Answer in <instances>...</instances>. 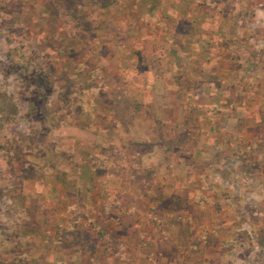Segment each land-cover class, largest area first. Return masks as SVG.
Instances as JSON below:
<instances>
[{"label":"crops","instance_id":"obj_1","mask_svg":"<svg viewBox=\"0 0 264 264\" xmlns=\"http://www.w3.org/2000/svg\"><path fill=\"white\" fill-rule=\"evenodd\" d=\"M214 1L26 0L35 21L42 3L33 52L74 67L93 102L39 121L27 105L2 127L0 264H175L196 236L227 258L246 227L256 242L264 0ZM57 15L75 43L50 44Z\"/></svg>","mask_w":264,"mask_h":264},{"label":"rangeland","instance_id":"obj_2","mask_svg":"<svg viewBox=\"0 0 264 264\" xmlns=\"http://www.w3.org/2000/svg\"><path fill=\"white\" fill-rule=\"evenodd\" d=\"M218 1H214L217 9L219 8ZM259 1L261 0H249L248 5H245L247 12L250 10L255 11L260 6V4H257ZM234 3V1L227 0L222 2L220 7L225 11H234ZM39 5L37 6L41 9L42 5ZM56 8L57 6L51 7L53 13H55ZM27 9L26 0H0V110H6L3 116L0 111V133L3 131L2 127L4 125L5 129L9 128L8 126L14 118V112L18 113V110H21V113H23L27 105L32 108L36 116L34 120L37 119L39 121L43 117L41 113L43 108L60 110V108L65 107L74 109L79 107L77 103L69 100V97L70 99L75 98L74 93L83 92L86 94L88 108L92 106L93 102L91 99L93 93L80 87L74 67L66 69L64 65L60 64L58 59L55 60L53 57L56 56L55 54L44 52L41 49L42 46H38V50L33 52L34 44H42L38 43L40 36L37 32L40 31L44 21L39 9L36 15L40 16V18L37 21L32 20L27 13ZM46 25L48 29L50 28L49 25L51 26L50 22L48 23L47 21ZM52 26V33H56L53 41L50 42L53 47L61 45L59 39H62L63 43L76 42L69 36L60 35L59 33L60 26L70 27L69 21L64 18L60 19L57 15V18L52 21ZM85 27L88 28L89 26ZM74 76H76V79ZM61 78H64L63 81H60ZM68 92L73 93V95H68ZM86 92L89 93L87 94ZM22 116L25 115L23 114ZM4 135L7 136V143L0 144V149L1 147L6 149L11 144V132L7 134L4 131ZM219 219L222 218H219L216 214L212 213L210 215L212 224L216 223L217 225ZM216 228L215 226L213 229L216 230ZM250 230V227H246V230H243L244 232L246 231L243 235V242L245 243L242 247L243 249L237 250V252L236 250L231 251L227 258H224V251L226 252L232 247L229 245L222 247L214 244L208 248V245L203 241L198 243L196 236L194 238L195 242L179 244L178 252H176L177 254L175 253L177 255L175 264H264V213L255 229L256 232L253 237L256 238L257 236V238L254 243L249 241L251 239ZM202 234L203 232L198 235L201 237ZM190 247L192 252L179 256L182 249H190ZM239 251L242 252L241 255H239ZM240 256H244L243 261L239 260ZM259 256L261 258L258 259ZM235 257L238 259L234 260Z\"/></svg>","mask_w":264,"mask_h":264},{"label":"trees","instance_id":"obj_3","mask_svg":"<svg viewBox=\"0 0 264 264\" xmlns=\"http://www.w3.org/2000/svg\"><path fill=\"white\" fill-rule=\"evenodd\" d=\"M74 94H75V98L70 99V97H69V100H70V101L72 100L73 102L77 103L78 105H80V106L83 107V108L87 107V105H88V104H87L88 101L86 100V97H85L86 94L83 95V92H82V93H74ZM79 94H80L81 96L83 95L84 100H86L85 103L79 101ZM68 95L71 96V95H73V93L68 92ZM81 96H80V97H81ZM65 108H66V107H65ZM69 109H70V108H69Z\"/></svg>","mask_w":264,"mask_h":264}]
</instances>
